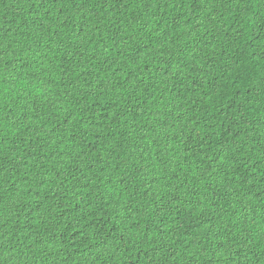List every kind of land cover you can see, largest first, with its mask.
Returning <instances> with one entry per match:
<instances>
[{
  "label": "trees",
  "instance_id": "16d2710c",
  "mask_svg": "<svg viewBox=\"0 0 264 264\" xmlns=\"http://www.w3.org/2000/svg\"><path fill=\"white\" fill-rule=\"evenodd\" d=\"M0 264H264V0H0Z\"/></svg>",
  "mask_w": 264,
  "mask_h": 264
}]
</instances>
